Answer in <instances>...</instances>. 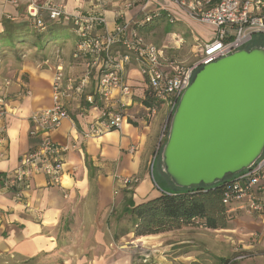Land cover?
<instances>
[{
	"label": "crops",
	"instance_id": "obj_1",
	"mask_svg": "<svg viewBox=\"0 0 264 264\" xmlns=\"http://www.w3.org/2000/svg\"><path fill=\"white\" fill-rule=\"evenodd\" d=\"M28 1L0 0V35L5 31L4 17L16 23L30 19ZM55 1L70 10H86L91 4L90 0ZM107 1L105 16L110 29L122 14L126 19H140L145 11L170 6L168 0H151L143 11L142 0H134L131 9L125 8V0ZM165 23L152 30L150 37L145 36L161 48L165 66L168 60L193 63L202 54L201 43L215 34L212 26L185 16ZM50 28L57 39L44 44L36 39L37 29L10 46L0 43V95L8 109L0 121V256L32 259L49 254L66 257L67 264H264V239L253 232L238 234L237 225L222 233L194 222L177 230L135 237L124 209L129 207V199L138 204L161 193L150 166L159 145V124L169 113L166 105H160L157 114L146 116L149 87L136 65L127 67L126 76L131 82L137 75L142 85H133L134 101L127 108L128 121L122 129L85 139L82 133L101 115L102 102L89 104L84 97L67 100L70 116L51 133L59 144H77L64 157L63 186H48L46 176L36 173L22 198L17 196L10 183L21 156L38 142L30 134V116L52 106L55 68L60 65L66 78L80 77L85 71L83 61L73 57L74 30L50 26L44 31ZM185 32L192 36L184 38ZM97 79L95 73L85 93L95 91ZM27 90L30 94H25ZM125 177L139 180L127 186L122 182ZM262 218L259 224L264 230Z\"/></svg>",
	"mask_w": 264,
	"mask_h": 264
},
{
	"label": "built area",
	"instance_id": "obj_2",
	"mask_svg": "<svg viewBox=\"0 0 264 264\" xmlns=\"http://www.w3.org/2000/svg\"><path fill=\"white\" fill-rule=\"evenodd\" d=\"M142 1L144 3L141 8L144 11L151 0ZM168 1L169 7L145 11L140 19L134 16L126 19L122 14L113 29L109 28L105 16L107 0H90L89 9L86 10H70L66 4L55 0L28 1L27 15L38 31L46 28L47 20L71 25L77 36L73 57L83 61L85 71L80 77L72 75L66 78L63 68L57 66L51 83L52 106L30 116V134L38 142L31 151L21 156L19 166L14 171L10 184L19 198L30 188V179L36 173L46 176L48 186H63L64 157L77 148V144H59L52 139L51 133L70 116L67 100L84 97L89 104L102 102L101 115L82 133L85 139L122 129L128 121L127 108L132 105L135 96V89L127 79L126 69L136 65L149 87L146 116L157 114L158 105H166L171 114L196 70L236 50L247 48L256 38L264 36V0ZM134 5V0L124 1L126 9H131ZM171 6L175 9H170ZM160 10L166 12L170 23L185 16L214 28L213 39L201 43L202 54L193 63L168 60L167 65H163L161 48L149 42L139 31V25L151 21ZM95 73L98 76L95 91L85 93ZM6 83L10 84V81ZM25 94H30V91H25ZM7 114V102L0 95V121ZM157 153L151 162V172ZM138 180L137 177H125L122 182L132 186ZM223 203L230 206L231 211L242 210L264 217V152L250 168L224 181ZM242 257L244 256H240Z\"/></svg>",
	"mask_w": 264,
	"mask_h": 264
},
{
	"label": "water",
	"instance_id": "obj_3",
	"mask_svg": "<svg viewBox=\"0 0 264 264\" xmlns=\"http://www.w3.org/2000/svg\"><path fill=\"white\" fill-rule=\"evenodd\" d=\"M161 167L177 188L214 186L264 152V45L204 64L170 115Z\"/></svg>",
	"mask_w": 264,
	"mask_h": 264
},
{
	"label": "trees",
	"instance_id": "obj_4",
	"mask_svg": "<svg viewBox=\"0 0 264 264\" xmlns=\"http://www.w3.org/2000/svg\"><path fill=\"white\" fill-rule=\"evenodd\" d=\"M166 19V12L157 13L151 21L139 25L138 29L143 35H146L162 22H165ZM2 23L5 31L0 35V43L5 46H10L16 40L22 39L31 30H35L31 24V19L28 18L16 23L4 17ZM50 26L55 30L71 27L70 24L47 20L44 30ZM44 30L36 31V39L39 43L44 44L57 39L54 37L51 28L47 31ZM255 45H264L261 36L256 38L247 48ZM146 102L148 104L147 100ZM167 126L168 129L158 149L156 162L161 160V151L167 141L170 121ZM223 194L224 182L209 187L200 185L198 187L180 188L172 193L161 191L158 196L138 204L129 199L130 205L124 209V214L133 223L132 231L135 237L177 230L194 222H200L204 227L212 230L228 228L229 213L234 211H231L230 206L223 203ZM222 261L227 262L228 260L222 259Z\"/></svg>",
	"mask_w": 264,
	"mask_h": 264
},
{
	"label": "rangeland",
	"instance_id": "obj_5",
	"mask_svg": "<svg viewBox=\"0 0 264 264\" xmlns=\"http://www.w3.org/2000/svg\"><path fill=\"white\" fill-rule=\"evenodd\" d=\"M169 22V21H168ZM162 25H166L167 23L162 22ZM160 24V25H161ZM152 32V31H151ZM151 32L147 33V35L145 36H151ZM184 38H188L191 37V34H187L186 32L183 33ZM262 41L264 43V36H261ZM201 68V67H200ZM199 68V69H200ZM198 69V70H199ZM198 70H196L195 74L198 72ZM137 75L135 77H132L133 80H131V84L135 85V86H141L142 82L140 83V81H137ZM161 106H157L158 111L160 110ZM170 113H168V115H166L161 123L159 124L158 127V141H161V139L163 138V136L166 134V131L168 129V122L170 119ZM153 173V175H152ZM150 174L152 176V180H154V184H156V187L158 190L161 191H167L169 193H172L176 190H179L180 188H177L171 181V179L166 175V173L163 172L162 167H161V163L160 161L156 162L155 159V165L153 167V172H151V168H150ZM232 175L227 176L226 179L231 178ZM238 220V222H236L235 220ZM263 221V218L260 217L257 214H248L245 211H237V212H233V213H229V217H228V223H229V227L228 228H220L218 230H222V229H229L235 225H237L238 229L236 232L241 233V232H253L256 236H252V237H256V238H262L264 239V230H261V225L259 224L260 222ZM245 222L249 223V225H246ZM237 223V224H236ZM211 230V229H209ZM207 231V230H205ZM222 233H226V231H220ZM229 233V232H228ZM66 257H54L53 255H49V254H41L38 255L35 258L32 259H26V258H21V257H17V256H11V255H2L0 256V264H67Z\"/></svg>",
	"mask_w": 264,
	"mask_h": 264
}]
</instances>
